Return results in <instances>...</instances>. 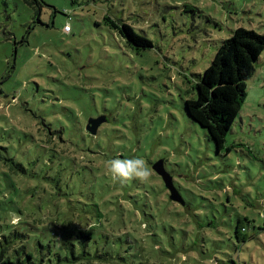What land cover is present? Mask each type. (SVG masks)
Listing matches in <instances>:
<instances>
[{"label": "rangeland", "instance_id": "1", "mask_svg": "<svg viewBox=\"0 0 264 264\" xmlns=\"http://www.w3.org/2000/svg\"><path fill=\"white\" fill-rule=\"evenodd\" d=\"M42 2L47 26L23 0H0V237L23 236L33 264H264V0ZM239 31L263 40L241 44V108L217 149L184 100ZM118 158L145 160L151 177L113 181L106 161ZM70 233L74 262L60 248Z\"/></svg>", "mask_w": 264, "mask_h": 264}, {"label": "trees", "instance_id": "2", "mask_svg": "<svg viewBox=\"0 0 264 264\" xmlns=\"http://www.w3.org/2000/svg\"><path fill=\"white\" fill-rule=\"evenodd\" d=\"M23 1L34 11L33 21L31 22L32 26L35 23H41L39 15L44 6L42 0ZM104 21L122 39L134 42L138 48H148L151 46L149 41L137 36L128 25L113 21L109 17H105ZM41 24L47 26L46 24ZM239 33H241L239 39L248 41H242L243 43H241L237 38V34ZM262 40V37L245 31H239L230 38L223 40L209 66L201 75H198V79L194 83L195 97L184 100V109L188 117L207 131L208 138L217 149L221 148L226 134L241 108V97L244 89L237 88L238 85H244L245 79V75L240 71L244 61L241 44H246L253 48L257 45L260 49ZM116 190L128 198L135 194H143V192L130 193L129 188H119L118 186L114 188V191ZM63 227L65 225H57L58 229ZM81 234L83 233L80 232ZM235 234L238 240L241 239L239 240L241 242L247 239V237L241 238L238 228L235 230ZM67 238H70V240L63 241L60 248L65 251L66 256L64 259L70 261L71 258L74 262L82 255L79 254L78 257L74 253L73 233L68 234ZM57 239L61 240V237L58 236ZM23 241V236L16 233L1 236L0 264H33V255L27 245L23 244ZM50 255L55 257L56 253L51 252ZM58 258L60 259L59 256ZM41 262L43 264V260Z\"/></svg>", "mask_w": 264, "mask_h": 264}, {"label": "clouds", "instance_id": "3", "mask_svg": "<svg viewBox=\"0 0 264 264\" xmlns=\"http://www.w3.org/2000/svg\"><path fill=\"white\" fill-rule=\"evenodd\" d=\"M106 170L111 179L120 184L132 180L146 182L151 177V170L145 160L141 158L108 160L106 161ZM10 216L13 223H17L20 219L14 212L10 213ZM208 264H212V262L209 261Z\"/></svg>", "mask_w": 264, "mask_h": 264}, {"label": "water", "instance_id": "4", "mask_svg": "<svg viewBox=\"0 0 264 264\" xmlns=\"http://www.w3.org/2000/svg\"><path fill=\"white\" fill-rule=\"evenodd\" d=\"M104 121H105V119H104L103 116L89 117L87 119V121H86L85 130L88 133H90L91 135H95V133H96L99 125L102 124ZM153 170L163 180V183L165 185V188L169 192V199L171 201H174V202L183 204V202L181 201V199H180L177 191L175 190V188L172 185V182H171L170 177L164 171L163 166H162V163L161 162L155 163L154 166H153Z\"/></svg>", "mask_w": 264, "mask_h": 264}, {"label": "built area", "instance_id": "5", "mask_svg": "<svg viewBox=\"0 0 264 264\" xmlns=\"http://www.w3.org/2000/svg\"><path fill=\"white\" fill-rule=\"evenodd\" d=\"M64 30L69 31V26L68 25H65L64 26Z\"/></svg>", "mask_w": 264, "mask_h": 264}]
</instances>
